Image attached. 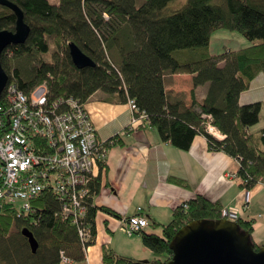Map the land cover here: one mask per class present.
Segmentation results:
<instances>
[{
  "label": "trees",
  "instance_id": "16d2710c",
  "mask_svg": "<svg viewBox=\"0 0 264 264\" xmlns=\"http://www.w3.org/2000/svg\"><path fill=\"white\" fill-rule=\"evenodd\" d=\"M8 1L21 10L29 36L2 51L0 62L7 83L25 94L45 83L52 100L73 97L86 102L98 91L119 103L132 100L163 141L189 150L196 135H203L212 151L237 161L234 178L239 188L264 186V126L250 131L258 123L264 102H238L242 91L264 73V0H185L171 12L166 6L173 0ZM15 21L13 11L0 4V31H14ZM218 29L235 31L251 45L212 54L210 37ZM67 43L75 44L95 66L76 68ZM186 49L193 53L180 52ZM177 73L191 75L189 105L184 96L175 98L165 91L164 76ZM204 85V96L196 97L194 90ZM5 103L2 93L0 105ZM207 123L223 138L207 134ZM111 140L119 142L117 136ZM169 181L187 185L174 177ZM98 186L95 179L90 192ZM86 206L84 225L91 238L84 245L79 228L62 217L51 187L30 201L27 212L18 213L13 205L0 203V264H62V253L70 261L66 264L82 262L84 249L94 240L98 209L90 198ZM222 208L218 200L196 195L173 209L171 221L159 233L135 232L152 254L146 264L170 260L173 234L194 219H220ZM236 222L242 231L252 233L253 220L240 216ZM23 227L38 242L35 253L20 231ZM252 242L257 250L260 246ZM102 249V264L141 262Z\"/></svg>",
  "mask_w": 264,
  "mask_h": 264
},
{
  "label": "crops",
  "instance_id": "0c3cea01",
  "mask_svg": "<svg viewBox=\"0 0 264 264\" xmlns=\"http://www.w3.org/2000/svg\"><path fill=\"white\" fill-rule=\"evenodd\" d=\"M164 83L166 93L175 98L184 96L185 104L189 105L190 74H166ZM205 90L206 85L199 86L194 93L199 98L204 96ZM254 101L264 102V74L256 76L238 98L242 105ZM84 109L96 130L97 140L107 145V154L102 164L93 170V181L96 179L99 184L90 197L91 205L98 207L94 240L84 249V260L77 264H102V247L111 249L119 257L151 260L152 254L142 245L140 234L127 235L123 230L124 219L130 215L146 218L143 232L159 233L161 226L171 221L173 209L196 195L218 200L223 208L241 200L243 189L230 177L235 174L237 161L212 151L205 136L196 135L189 150H179L159 138L146 119L130 126L128 103L111 100L106 94L93 93L84 102ZM263 125L250 131L255 132ZM114 136L119 142H112ZM170 177L185 180L187 185L175 184L169 181ZM251 196L248 209L241 216L251 212V205L261 211L262 214L257 215L261 221L256 222L252 230V240L256 241L255 228L264 229V186L260 183L253 186Z\"/></svg>",
  "mask_w": 264,
  "mask_h": 264
},
{
  "label": "built area",
  "instance_id": "2783aa9c",
  "mask_svg": "<svg viewBox=\"0 0 264 264\" xmlns=\"http://www.w3.org/2000/svg\"><path fill=\"white\" fill-rule=\"evenodd\" d=\"M31 90L25 94L13 83H7L3 90L6 103L0 105V203L13 205L18 213L27 212L30 201L51 187L62 217L79 228L85 245L91 238L90 229L84 225L90 183L94 168L105 160L106 144L97 140L84 102L73 97L52 100L45 83ZM127 103L130 126L143 123L145 114L132 100ZM205 131L223 138L210 123ZM250 197L251 190L243 189L237 204L220 210L221 218L236 222L247 210ZM123 226L130 235L145 228L147 220L132 215ZM60 262L70 261L62 253Z\"/></svg>",
  "mask_w": 264,
  "mask_h": 264
},
{
  "label": "water",
  "instance_id": "95a60500",
  "mask_svg": "<svg viewBox=\"0 0 264 264\" xmlns=\"http://www.w3.org/2000/svg\"><path fill=\"white\" fill-rule=\"evenodd\" d=\"M16 15L15 29L0 31V56L6 46L22 44L29 36V27L24 23L23 14L18 6L8 0H0ZM68 54L76 68L95 66L73 43H67ZM1 61V58H0ZM7 75L0 62V95L7 84ZM22 235L28 241L30 251L35 253L38 242L31 231L21 228ZM169 243L172 256L164 264H264V245L254 250L250 233L242 231L234 221L217 219L196 220L184 224L178 229ZM142 260L138 264H146Z\"/></svg>",
  "mask_w": 264,
  "mask_h": 264
},
{
  "label": "rangeland",
  "instance_id": "374dc122",
  "mask_svg": "<svg viewBox=\"0 0 264 264\" xmlns=\"http://www.w3.org/2000/svg\"><path fill=\"white\" fill-rule=\"evenodd\" d=\"M49 2H52V3L56 2L57 3V0H49ZM140 2H141V0H137V3H140ZM184 2H185V0H173L172 2H170L166 6L167 7L166 8L167 9L166 11L167 12L174 11V9L180 8V6L183 5ZM210 38H211V41H210V44H209L208 49L210 50V52L212 54H219L224 49L236 50V49L245 48V47L251 45V42H249L241 34H238L237 32L231 31V30L228 31V30H225V29H218V31H215V32H213L211 34V37ZM180 52L183 53V54L193 53L189 49H186L184 51L182 50ZM263 74H261V76H263ZM103 94H104L103 91H98L97 92V96H102ZM259 115L260 116H259V119L257 121L258 123H256L255 126H253L251 128H255L258 125L261 126V125L264 124V107H262V109L260 110V114ZM250 202H249V204H250ZM263 203H264V199H263ZM16 204L18 205V203H16ZM226 207H224V208H226ZM262 207L264 208V204L262 205ZM250 211L251 212L246 213L244 215V217H247V218L249 217L248 219L253 220V225L254 226H257L256 222H259V220L261 221V218H258L257 215L259 213L260 214H262V213H261V211L259 209H256L252 205L250 206ZM254 211H257V212H254ZM244 213H245V211H243L241 214L243 215ZM220 219H223V218H220ZM225 220H229V219L226 218ZM254 231H255V234H254V237L253 238L256 239V241H254V242H256L257 245H259V246L260 245H264V229L259 226V227H256ZM253 233L254 232L252 231V233L250 234L251 235V238L253 236Z\"/></svg>",
  "mask_w": 264,
  "mask_h": 264
},
{
  "label": "bare ground",
  "instance_id": "6f19581e",
  "mask_svg": "<svg viewBox=\"0 0 264 264\" xmlns=\"http://www.w3.org/2000/svg\"><path fill=\"white\" fill-rule=\"evenodd\" d=\"M208 134V133H207Z\"/></svg>",
  "mask_w": 264,
  "mask_h": 264
}]
</instances>
